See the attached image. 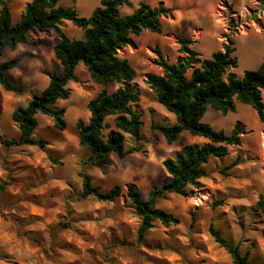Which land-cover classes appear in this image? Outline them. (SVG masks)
<instances>
[{
	"label": "rangeland",
	"instance_id": "obj_1",
	"mask_svg": "<svg viewBox=\"0 0 264 264\" xmlns=\"http://www.w3.org/2000/svg\"><path fill=\"white\" fill-rule=\"evenodd\" d=\"M7 1L17 22L32 0ZM101 1L62 4L89 18ZM162 1L131 0L132 6L120 11L131 15L143 3L153 7L162 3L172 10V16L162 21L163 34L173 32L185 38H190L200 23L213 25L218 0H204L200 5L201 0H192L188 7L166 0L168 7ZM222 1L216 16L227 23L223 40L235 47L233 57L237 60V67L229 73L241 79L246 71L258 69L256 62L264 46L256 33L245 40L238 36L250 33L256 25L264 26V0ZM175 19L176 24L171 23ZM61 28L70 39L83 38L84 31L69 21ZM59 39L53 30H33L27 43L6 48L0 56V64L19 58L8 77L25 89L14 93L0 86V264H234L231 255L210 235L211 225L248 254L251 264H264V123L249 105L236 101V112L228 115L208 108L203 121L215 130L230 134L241 122L245 133L241 145L230 147L228 156L210 160L200 186H188L183 193H172L158 201V208L180 219L178 225L154 223L146 238L140 240L141 219L126 195L113 203L83 196L81 173L103 192L115 186L126 192L129 184H135L148 198L153 187L170 179L164 166L168 158L186 145L208 141L183 132L170 144L157 128L173 126L177 118L158 103L146 75L163 73L160 58L171 64L178 60L181 38L171 40L144 30L134 37L136 48L128 46L119 51L135 69L134 83L141 100L133 109L143 121L140 140L125 134V150L132 151L125 158L113 152L107 165L96 166L91 151L79 144L77 123L89 121V102L102 89L113 92L120 86L96 83L82 63L76 69L77 81L68 85L70 98L56 104L66 109L67 129L58 130L50 117L38 114L34 138L48 143L44 150L2 144L3 140L20 138L19 127L12 120L14 111L27 106L33 95L41 94L53 74L64 73L54 52ZM192 49L202 58L220 50L218 42L204 38Z\"/></svg>",
	"mask_w": 264,
	"mask_h": 264
},
{
	"label": "trees",
	"instance_id": "obj_2",
	"mask_svg": "<svg viewBox=\"0 0 264 264\" xmlns=\"http://www.w3.org/2000/svg\"><path fill=\"white\" fill-rule=\"evenodd\" d=\"M77 0H32L27 3L20 19L15 22L7 0H0V56L6 48L16 49L28 42L33 30H53L60 37L54 48L55 57L64 67L63 74H53L41 94L33 95L29 104L17 108L12 120L20 130L19 139L3 140L5 146H35L42 150L48 143L34 138L38 127L37 115L50 117L60 131L67 129L66 109L56 107L60 100H68L71 89L68 85L77 81L76 69L84 64L91 78L98 84L118 83L113 92L102 89L88 104L91 117L88 122L79 120V144L88 148L91 160L96 166L109 163L113 152L125 158L132 151L125 150V134L141 139L143 121L133 109L141 100V94L134 83L135 69L119 51L128 46L136 48L134 37L144 30L162 33V19L172 16V10L160 4L153 7L141 4L133 14L122 15L121 8L131 7V0H102L89 18L81 17L75 9L62 3ZM69 21L84 31L83 38L70 39L63 34L61 25ZM181 56L175 63L159 59L163 73L147 74V84L155 93L157 101L168 112L174 114L177 123L170 127L158 126L170 144L175 143L183 132L199 136L208 141L203 144L184 146L174 157L168 158L164 166L170 179L161 186H155L144 198L135 184H129L126 192L115 186L107 192L94 186L91 178L81 173L83 196H93L100 202L113 203L126 195L141 219L138 230L140 240L146 238L154 223L166 227L178 225L180 219L157 207L161 199L169 194H181L188 186H200V180L207 176L206 165L212 159H221L229 154L230 147L242 143L245 128L236 123L227 134L215 130L203 121L208 108L223 115L236 112V101L251 106L264 123V59L257 70L246 71L241 79L229 73L237 67L233 57L235 48L224 43L223 50L214 52L210 58H202L193 49L189 39H179ZM19 58L0 64V86L6 91L23 93L24 87L12 82L8 73L14 69ZM108 118L113 120L109 121ZM215 242L232 257L234 264H251L248 254L226 239L214 225L209 228Z\"/></svg>",
	"mask_w": 264,
	"mask_h": 264
},
{
	"label": "crops",
	"instance_id": "obj_3",
	"mask_svg": "<svg viewBox=\"0 0 264 264\" xmlns=\"http://www.w3.org/2000/svg\"><path fill=\"white\" fill-rule=\"evenodd\" d=\"M177 1L179 3V6H181V7H184V6L188 7L189 6L188 1H191L189 3H193L192 0H177ZM162 2H164L165 5L169 7V5H167L166 0L162 1ZM203 2H204V0H201L200 3H198V4L200 5ZM222 2H224V1L218 0V2H217V6L215 7V12H214L213 19H212V22H211V24H213L212 27H209V26L207 27V26H205V25L200 23L199 27H196V28H194L192 30L193 34H192V36L190 38H185V37H183L181 35H177V34H175L173 32L172 33H168V34L167 33L163 34V32H162L160 34H162L163 38H171V40L172 39H176V38L189 39V40L193 41V44L197 43L198 41H201L203 38L206 39V40L210 39V40L218 42L219 49L223 50L224 49L223 44L225 43V41L223 39H224L225 30L227 28V23L225 21L219 20L217 18V16H216V11L218 9V6ZM202 11L203 12H207L205 10H202ZM164 20L165 19L163 18L162 21L164 22ZM176 22H177V19L171 20V23H173V24H176ZM252 33H256V35L260 38V40H261V42H262V44L264 46V26H262L261 24L260 25H256L255 29L252 30L250 33H247V34H245L243 36H238V37H241L243 40H245ZM192 45L190 46L191 49H192ZM161 52H164L162 50V48H161ZM234 54H235V52H234ZM234 54H233V56H234ZM260 54L261 55L259 56L258 61L256 62V66H258V68L260 67V65L262 64L263 59H264V47H263V51Z\"/></svg>",
	"mask_w": 264,
	"mask_h": 264
}]
</instances>
